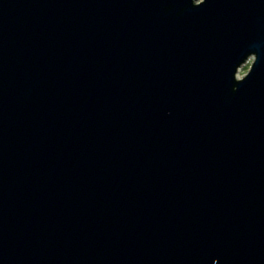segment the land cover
I'll use <instances>...</instances> for the list:
<instances>
[{"label": "water", "instance_id": "water-1", "mask_svg": "<svg viewBox=\"0 0 264 264\" xmlns=\"http://www.w3.org/2000/svg\"><path fill=\"white\" fill-rule=\"evenodd\" d=\"M0 264H264V0H0Z\"/></svg>", "mask_w": 264, "mask_h": 264}, {"label": "rangeland", "instance_id": "rangeland-1", "mask_svg": "<svg viewBox=\"0 0 264 264\" xmlns=\"http://www.w3.org/2000/svg\"><path fill=\"white\" fill-rule=\"evenodd\" d=\"M253 59L251 58L245 65H243L237 73V79L243 78L249 71L250 65L252 63Z\"/></svg>", "mask_w": 264, "mask_h": 264}]
</instances>
